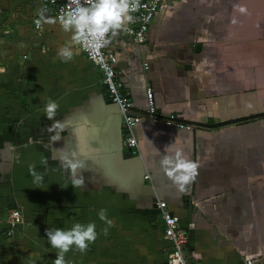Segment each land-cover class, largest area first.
I'll return each mask as SVG.
<instances>
[{
    "label": "crops",
    "instance_id": "1",
    "mask_svg": "<svg viewBox=\"0 0 264 264\" xmlns=\"http://www.w3.org/2000/svg\"><path fill=\"white\" fill-rule=\"evenodd\" d=\"M40 9L38 0H17V60L0 68V264H53L57 250L46 230L77 222H95L98 237L85 253H66V262L167 264L172 244L158 200L187 231L184 254L193 263L264 264V0H165L142 42L124 32L112 39L132 106L145 107L151 87L158 113L192 125L144 118L131 156L100 68L79 45L63 62L58 51L72 44L71 33L58 22L37 27ZM49 100L64 125L53 145ZM77 137L90 157L78 170L83 189L70 184L55 150L76 149ZM170 144L199 164L184 192L156 154ZM31 165L43 175L39 185ZM17 207L24 220L8 235L9 210ZM101 209L113 226L99 219Z\"/></svg>",
    "mask_w": 264,
    "mask_h": 264
},
{
    "label": "clouds",
    "instance_id": "2",
    "mask_svg": "<svg viewBox=\"0 0 264 264\" xmlns=\"http://www.w3.org/2000/svg\"><path fill=\"white\" fill-rule=\"evenodd\" d=\"M140 7V0H69L66 10L57 18L46 17L47 8H41L35 23L37 27H40L42 22L49 24L58 22L64 32L71 33L72 44L61 47L58 51L59 57L66 63L74 58V45L99 54L102 48L111 44L113 38L121 32L127 33L128 25L136 22L133 13ZM234 8L240 14H249L248 9L241 4L234 5ZM235 22L234 19L233 23ZM58 108L59 104L56 101L49 100L44 109L47 119L54 121L48 127V131L52 133L50 137L52 145L62 138L61 133L64 131L63 123L55 120ZM77 139L76 149L55 148V150L61 166L70 175V184L74 188L83 189L86 187L84 176L78 175V170L86 167L85 161L90 157L81 149L79 138ZM156 154L160 157L162 170L181 192H184L199 175V164L188 158L179 147L174 148L170 144L166 147L165 154L161 155L158 150ZM82 156L85 158L81 159ZM41 164L46 165L47 159H42ZM29 171L34 178V183L39 185L43 182V175L35 171V165H31ZM98 217L109 227L113 226V222L107 219L106 209H101ZM96 227L95 222L86 224L77 222L68 229H47V239L51 247L57 250L53 264H67L65 254L73 248L85 253L98 237ZM104 234H108V228L104 229Z\"/></svg>",
    "mask_w": 264,
    "mask_h": 264
},
{
    "label": "built area",
    "instance_id": "3",
    "mask_svg": "<svg viewBox=\"0 0 264 264\" xmlns=\"http://www.w3.org/2000/svg\"><path fill=\"white\" fill-rule=\"evenodd\" d=\"M41 8H47V12L54 15L55 18L60 16L69 3V0H38ZM165 0H140L141 7L133 15L136 17L134 24L128 25L129 31L126 33L132 41L140 43L145 39V34L152 22L155 14L161 6H164ZM112 43V42H111ZM110 46V45H109ZM109 46L102 48L99 52L93 53L86 50L81 51L85 58L95 62L101 71L102 83L106 89L107 97L115 103L119 109L121 116L124 143L131 153L138 151V139L136 137V125L144 118L158 123L163 122L168 125H174L178 128L191 129L192 125L186 124L176 118L174 114L161 115L157 112L153 99V90L151 87L146 88V106L137 108L130 103L128 92L119 78L116 65L118 62L117 54L109 49ZM147 68L148 64L144 62ZM149 178V175H145ZM157 205L160 216L164 223V232L167 239L172 244L171 250L168 252L167 264H195L190 261L184 254V249L189 240L186 230L180 227L177 218L167 208V203L158 200ZM22 208H11L8 214L9 229L7 234L10 235L15 227L23 222ZM67 264H72L67 262ZM244 264H254L252 258L244 260Z\"/></svg>",
    "mask_w": 264,
    "mask_h": 264
},
{
    "label": "rangeland",
    "instance_id": "4",
    "mask_svg": "<svg viewBox=\"0 0 264 264\" xmlns=\"http://www.w3.org/2000/svg\"><path fill=\"white\" fill-rule=\"evenodd\" d=\"M3 2L8 6L4 11ZM0 68L17 60V0H0ZM7 68H5L6 70Z\"/></svg>",
    "mask_w": 264,
    "mask_h": 264
},
{
    "label": "water",
    "instance_id": "5",
    "mask_svg": "<svg viewBox=\"0 0 264 264\" xmlns=\"http://www.w3.org/2000/svg\"><path fill=\"white\" fill-rule=\"evenodd\" d=\"M128 154H129V156H131V154H132L129 149H128Z\"/></svg>",
    "mask_w": 264,
    "mask_h": 264
},
{
    "label": "trees",
    "instance_id": "6",
    "mask_svg": "<svg viewBox=\"0 0 264 264\" xmlns=\"http://www.w3.org/2000/svg\"><path fill=\"white\" fill-rule=\"evenodd\" d=\"M4 73H5V72H4ZM4 73H3V74H4ZM6 73H7V72H6ZM0 76H1V75H0ZM0 79H1V77H0ZM12 233H13V232H12ZM5 235H6V231H5ZM7 236H8V235H7ZM71 263H72V262H71ZM72 264H73V263H72Z\"/></svg>",
    "mask_w": 264,
    "mask_h": 264
}]
</instances>
